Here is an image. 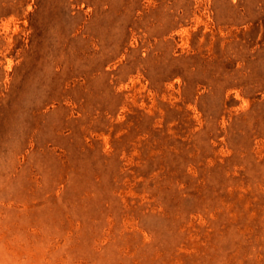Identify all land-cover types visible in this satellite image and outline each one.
Listing matches in <instances>:
<instances>
[{"label":"rangeland","instance_id":"obj_1","mask_svg":"<svg viewBox=\"0 0 264 264\" xmlns=\"http://www.w3.org/2000/svg\"><path fill=\"white\" fill-rule=\"evenodd\" d=\"M0 264H264V0H0Z\"/></svg>","mask_w":264,"mask_h":264}]
</instances>
